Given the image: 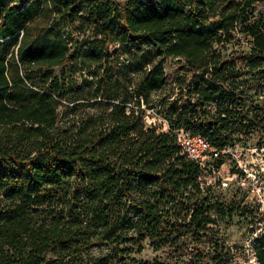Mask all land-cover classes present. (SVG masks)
<instances>
[{
	"label": "trees",
	"instance_id": "obj_1",
	"mask_svg": "<svg viewBox=\"0 0 264 264\" xmlns=\"http://www.w3.org/2000/svg\"><path fill=\"white\" fill-rule=\"evenodd\" d=\"M259 6L0 0V264H237L221 224L243 210L177 132L219 151L264 139ZM171 60L186 72L156 98ZM252 252L264 264V235Z\"/></svg>",
	"mask_w": 264,
	"mask_h": 264
},
{
	"label": "rangeland",
	"instance_id": "obj_2",
	"mask_svg": "<svg viewBox=\"0 0 264 264\" xmlns=\"http://www.w3.org/2000/svg\"><path fill=\"white\" fill-rule=\"evenodd\" d=\"M258 12L264 13V6H259ZM233 49L238 48L227 46L228 53ZM182 68L175 60L167 63L165 71L168 85L156 98L173 96L174 86L179 78H182L183 72H186ZM57 74H60V70ZM250 84L251 94L255 96V105L264 108V89L257 90L258 86L264 84L256 80L250 81ZM154 116L157 117L155 114ZM216 165L222 166L220 173L205 174L211 192L221 202L243 210L221 224L226 244L233 251L237 264H258L252 252V245L257 236L264 235V139L258 133L253 134L235 149L227 151ZM223 182L228 186L225 187ZM157 256L146 247L139 259L153 260Z\"/></svg>",
	"mask_w": 264,
	"mask_h": 264
},
{
	"label": "built area",
	"instance_id": "obj_3",
	"mask_svg": "<svg viewBox=\"0 0 264 264\" xmlns=\"http://www.w3.org/2000/svg\"><path fill=\"white\" fill-rule=\"evenodd\" d=\"M177 138L183 152L191 160L195 161L200 165L204 181H206V173L221 172V165H223L224 163L218 166L216 165V162L221 160L223 155L231 149L219 151L212 145V143L206 137L200 134L192 135L183 130L177 132ZM205 185L208 186L207 181ZM223 185L225 187L228 186L226 182H223Z\"/></svg>",
	"mask_w": 264,
	"mask_h": 264
}]
</instances>
